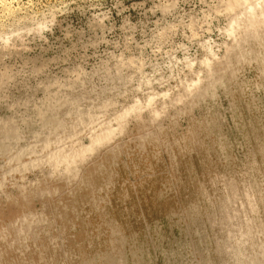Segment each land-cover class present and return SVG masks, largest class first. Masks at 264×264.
<instances>
[{
  "label": "rangeland",
  "instance_id": "374dc122",
  "mask_svg": "<svg viewBox=\"0 0 264 264\" xmlns=\"http://www.w3.org/2000/svg\"><path fill=\"white\" fill-rule=\"evenodd\" d=\"M0 264H264V0H0Z\"/></svg>",
  "mask_w": 264,
  "mask_h": 264
}]
</instances>
